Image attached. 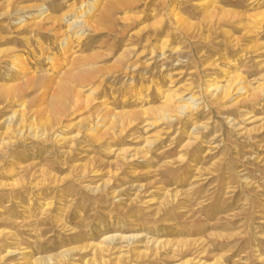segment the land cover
Masks as SVG:
<instances>
[{
    "label": "rangeland",
    "instance_id": "rangeland-1",
    "mask_svg": "<svg viewBox=\"0 0 264 264\" xmlns=\"http://www.w3.org/2000/svg\"><path fill=\"white\" fill-rule=\"evenodd\" d=\"M0 264H264V0H0Z\"/></svg>",
    "mask_w": 264,
    "mask_h": 264
},
{
    "label": "bare ground",
    "instance_id": "bare-ground-1",
    "mask_svg": "<svg viewBox=\"0 0 264 264\" xmlns=\"http://www.w3.org/2000/svg\"><path fill=\"white\" fill-rule=\"evenodd\" d=\"M88 5L87 6H89V8H91V7H93L94 6V4L92 3V2H90V3H87ZM82 6H83V4H81L80 5V10L82 9ZM39 7H42V5H40ZM85 13L83 12V13H81L80 15L79 14H77L78 15V17H81V16H83V17H85V15H84ZM82 23L83 24V26H85L86 25V21H84V20H81V21H73V22H71L70 24H71V26H73V24H77V23ZM69 26V25H68ZM70 26V27H71ZM82 26V27H83ZM86 28V27H85ZM68 36H64L62 39H60V41H59V43L62 45V44H65V46L66 45H68ZM12 65H14V66H16V65H22V60L20 59V58H16V62H14ZM242 83V82H241ZM241 83H239L238 85H241V86H239V88L238 89H244V85H242ZM211 88H212V90H217V89H222V87H219V86H212L211 85ZM224 90H226V88L224 89ZM225 92V91H224ZM169 99L171 100V97H169ZM191 99H196V97H192ZM169 100V103L171 102ZM173 102V101H172ZM172 102H171V104H172ZM173 106V109H175V110H177V111H181V113H186V112H190L192 109H193V105H191V103L188 101V99H183L182 97L181 98H179V99H176L175 101H174V103L172 104ZM162 117L163 118H166V119H168V118H170V117H168V115L166 114V115H162ZM7 253V252H6Z\"/></svg>",
    "mask_w": 264,
    "mask_h": 264
}]
</instances>
